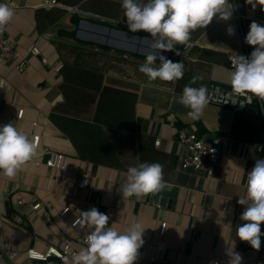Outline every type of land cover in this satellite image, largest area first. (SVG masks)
<instances>
[{
  "label": "crops",
  "instance_id": "crops-1",
  "mask_svg": "<svg viewBox=\"0 0 264 264\" xmlns=\"http://www.w3.org/2000/svg\"><path fill=\"white\" fill-rule=\"evenodd\" d=\"M9 1L15 15L4 32L15 40L17 57L27 58L28 64L23 70L14 68L13 58L0 64V125L13 122L30 139L35 132L41 138L36 157L14 179L0 173V264H42L28 260L29 248L46 250L67 241L78 249L84 246L86 231L70 222L93 206L108 214L109 226L119 231L133 221L143 223L144 244L134 264H228L225 249L233 247L242 264H264V236L257 251L236 235L245 223L240 219L244 206L237 201L246 196L247 173L256 159L264 158V149H257L264 143V101L257 99L245 110L209 103L196 121L177 102L193 76L203 78L193 87L203 84L208 89L214 82L230 86L228 55L249 56L254 50L245 36L252 21L264 25V6L253 9L246 0H230L235 6L232 17L225 21L214 16L205 29L191 33L176 59L184 64L183 78L168 82L149 81L139 71L143 59H112L113 51L57 34L61 27L72 28L68 18L73 9L126 25L121 0ZM229 26L234 35L227 34ZM62 42L111 56L78 62L66 58ZM34 43L41 46L48 64L30 54ZM59 65L61 70H54ZM21 108L24 115L18 118ZM191 132L206 142L222 139L211 177L207 165L182 168L188 150L180 134ZM50 152L69 157L66 170L35 165V159L44 161ZM143 162L163 165L164 180L171 187L164 205L148 201V195L123 199L118 191L127 168ZM37 202L40 207L33 209ZM13 251L17 254L10 259ZM152 254L156 260H151ZM48 264L63 262L53 258Z\"/></svg>",
  "mask_w": 264,
  "mask_h": 264
},
{
  "label": "clouds",
  "instance_id": "clouds-1",
  "mask_svg": "<svg viewBox=\"0 0 264 264\" xmlns=\"http://www.w3.org/2000/svg\"><path fill=\"white\" fill-rule=\"evenodd\" d=\"M246 3L253 9L257 4L264 6V0H246ZM121 8L128 31H144L153 40L150 45L153 51L142 53L145 62L139 66V71L149 81L159 79L168 82L183 78L184 64L182 61L173 62L162 53L173 51L177 44L186 46L191 33L199 28L205 29L214 16L227 21L235 11L230 0H121ZM14 15L12 5L6 0L0 2V33L6 30ZM227 34L234 35V28L229 26ZM245 42L255 47L249 56L238 54L231 58L232 70L227 83L231 86L233 95L229 100L233 104L246 94L264 101V25L252 21ZM175 51L176 55L181 54L178 49ZM202 79L201 76H193L177 99L179 104L189 109L187 115L194 121L202 118L211 99L206 85L192 86ZM37 152L38 142L30 139L24 129L17 128L13 122L0 126V173L4 176L14 179ZM165 188L163 165L143 162L127 168L126 180L118 191L123 199H127L157 194ZM237 203L244 206L240 219L245 223L237 227L236 235L259 251L261 236H264L261 231V223L264 222V158L256 159L247 173L246 196H239ZM109 221V215L95 206L80 211L73 225L86 231L84 246L78 250L65 246L62 256L57 253L63 264H134L139 257L138 250L144 244L146 228L142 222L133 221L119 231L109 226ZM225 254L229 257L228 264H242L243 258L234 251V247L226 248ZM30 257L41 261L48 259L47 255L36 251L31 252Z\"/></svg>",
  "mask_w": 264,
  "mask_h": 264
},
{
  "label": "built area",
  "instance_id": "built-area-1",
  "mask_svg": "<svg viewBox=\"0 0 264 264\" xmlns=\"http://www.w3.org/2000/svg\"><path fill=\"white\" fill-rule=\"evenodd\" d=\"M7 2H10L9 0H6ZM57 0H45V4H56ZM48 37V36H47ZM30 54L35 56L41 57V62L43 64H48L49 61L47 57H45L42 53L41 46L38 43H34L30 49ZM244 55L242 53H230L228 55V62L231 66V58L236 55ZM14 59L15 64L14 68L17 70H23L25 66L28 64L27 58H18L17 57V46L15 40L5 32L0 33V64L1 62L9 59ZM63 65H59L54 68V70L59 71L61 70ZM208 95L211 97L210 102L214 105H219L223 107H227L233 110H245L253 106L255 101L259 99L258 97L252 95V94H246L245 96H241L237 98V104L231 103L229 100V97H231L232 91L231 86H226L221 83L214 82L210 85L208 88ZM260 100V99H259ZM243 104V105H241ZM24 108H21L18 111L17 117L22 118L24 115ZM34 126L37 125V122L33 123ZM2 126V125H0ZM27 134L28 132L25 131ZM35 139L38 142V149L40 146V138L41 135L38 133L32 134V139ZM180 140L183 144L187 146L188 153L183 159L182 168L184 170L186 169H200L204 165L208 166V176L211 177L213 173V169L215 164L217 163L219 156H220V150H221V144L222 139L221 138H213L210 142H206L202 137H200L196 132H191L188 134H180ZM161 142L160 138H157L156 144L159 145ZM257 149L259 151H262L264 149V143H258ZM69 157L62 153V152H50L49 156L42 161L41 159H35V165H45L47 167H51L58 170H66L67 163H68ZM84 178L87 177V174H83ZM83 186V183H81ZM149 195V194H148ZM151 195V194H150ZM149 201V200H148ZM23 200H20L19 203H22ZM156 204L161 205L159 202H156ZM40 202H37L32 206L33 209H38L40 207ZM70 209V206H67L64 208V210L61 212L63 216H65ZM74 219L70 222V225L72 227H77L73 225ZM166 222H163L161 226V231L164 232L166 229ZM86 233L84 234V236ZM83 236V238H84ZM82 238V241H83ZM65 246H71L73 250H78L76 246H74L70 241H67L63 243L62 246H57L54 244H51L48 246L46 250H38L36 248H29L26 251L28 260H34L30 257V253L33 251L39 252L43 255H47L48 259L46 261H42V264H48L49 259L51 257H54L56 259H60L57 255L59 253L61 256L64 254L63 249ZM16 252H9L8 257L12 259L16 256ZM164 254L161 255V259H163ZM61 260V259H60ZM151 260H156V257L154 254L151 255ZM41 261V260H40ZM217 264V262H215Z\"/></svg>",
  "mask_w": 264,
  "mask_h": 264
},
{
  "label": "water",
  "instance_id": "water-1",
  "mask_svg": "<svg viewBox=\"0 0 264 264\" xmlns=\"http://www.w3.org/2000/svg\"><path fill=\"white\" fill-rule=\"evenodd\" d=\"M68 23L72 25V28L61 27L58 29L57 34L60 37L71 38L82 45H92L102 50L130 55L143 60H145V56L142 53L153 51L150 48L153 40L149 33L144 31L131 33L128 31L127 25L112 20L82 14L80 10L73 9L68 18ZM187 45L177 44L175 49L182 52ZM175 49L173 51L163 52L162 54L173 62H176L177 55ZM167 188L160 192L163 194L161 198L160 193H157V195L153 194V196L149 194V201L154 203L160 199L159 203L164 205L167 201V196L171 194V187L167 186ZM53 258L51 257L49 261Z\"/></svg>",
  "mask_w": 264,
  "mask_h": 264
},
{
  "label": "rangeland",
  "instance_id": "rangeland-1",
  "mask_svg": "<svg viewBox=\"0 0 264 264\" xmlns=\"http://www.w3.org/2000/svg\"><path fill=\"white\" fill-rule=\"evenodd\" d=\"M75 43H67V42H62L60 44L61 49L65 52V56L66 58L70 59H75L76 61L80 62V61H88L89 59H94L96 56H102L103 58H108L110 54H107L105 52H98L95 51L93 48L94 47H78L73 45ZM111 56V55H110ZM126 56V57H125ZM123 56L117 53H113L112 55V59H129L131 58L128 55ZM89 58V59H88ZM127 61V60H126ZM131 61V60H129ZM144 62H142L143 64Z\"/></svg>",
  "mask_w": 264,
  "mask_h": 264
}]
</instances>
